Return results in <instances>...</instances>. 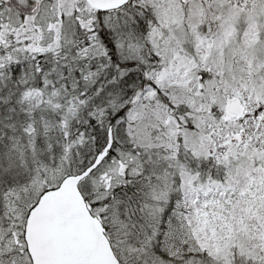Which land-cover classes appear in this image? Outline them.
I'll return each instance as SVG.
<instances>
[{
  "label": "snow or ice",
  "instance_id": "snow-or-ice-1",
  "mask_svg": "<svg viewBox=\"0 0 264 264\" xmlns=\"http://www.w3.org/2000/svg\"><path fill=\"white\" fill-rule=\"evenodd\" d=\"M0 264H264V0H0Z\"/></svg>",
  "mask_w": 264,
  "mask_h": 264
}]
</instances>
